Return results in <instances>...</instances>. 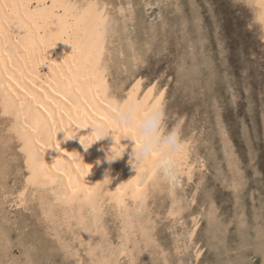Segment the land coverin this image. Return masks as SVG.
I'll use <instances>...</instances> for the list:
<instances>
[{
    "label": "rangeland",
    "instance_id": "374dc122",
    "mask_svg": "<svg viewBox=\"0 0 264 264\" xmlns=\"http://www.w3.org/2000/svg\"><path fill=\"white\" fill-rule=\"evenodd\" d=\"M97 3L106 5L109 12L107 57L111 91L121 97L136 78L143 80L144 87L155 83L157 89L165 88L166 131L179 124L181 135L184 138L190 135L193 140V157L198 151L206 162L204 176L197 170L192 182L178 177L174 191L183 210L175 218L168 215L172 203L170 187L168 192L151 197L146 211L138 213L132 209V218L147 226L154 244L145 241L151 237H143L137 231L133 235L139 245L133 255H120L117 264H263L264 56L260 55H264V41L251 24V12L244 0H100V3L97 0ZM7 119L0 108V264H93L76 236L80 227L77 231V227L65 225L57 232L56 222L40 215L39 195L21 204L18 194L24 189L27 169L20 142L11 139ZM121 163L116 165L117 170ZM127 168L128 163L125 169L129 175L131 171ZM234 182H238L237 189ZM104 209L101 220L104 222L98 223V227L104 223L107 234L101 240L96 232L98 227L93 228L94 241L97 243L98 239L103 248L120 251L124 239L122 217L111 205ZM193 226L197 227L189 238Z\"/></svg>",
    "mask_w": 264,
    "mask_h": 264
},
{
    "label": "bare ground",
    "instance_id": "6f19581e",
    "mask_svg": "<svg viewBox=\"0 0 264 264\" xmlns=\"http://www.w3.org/2000/svg\"><path fill=\"white\" fill-rule=\"evenodd\" d=\"M100 5H98L97 0H0V108L2 115L9 117L8 121H4L10 123L11 139L16 138L20 142V146H18L25 160L24 166L27 169L24 189L20 190L19 194L17 193L21 204H27L28 200H33L39 195L42 204V214L40 215L48 218V220L55 221L57 232L65 225L71 228L77 227V229L75 228L77 231L80 227V232L78 234L75 232V234H77L76 236L81 244L85 246L83 250H86L90 255L93 264H117L120 255L125 253L133 255V250L139 245L136 235H133L134 233L139 231L143 237L150 238L152 236L148 233L147 226H144L140 221L137 224L136 220L132 218V209L134 208L138 213L147 209L151 197H156V194H161L170 187L168 190L171 193L172 203H170L168 215L175 218L183 210L179 206L178 194L174 191L177 189L176 186L178 187L176 182L178 177L184 176L187 179L186 182H192L195 171L196 173L200 171L199 174L204 176L206 162L204 155L198 151L195 152L196 154L194 153L195 157H193V149L195 148L192 147L193 140L189 137L190 135L188 138L181 135L185 144L184 154L179 163L173 164L167 169L157 163L158 155H155L152 161H146L143 165L134 168L131 164L134 162L130 161L134 141L130 137L121 140V143L124 144L121 149L122 158L111 164L105 160V152L100 149L102 147L108 149L111 146L114 142L112 134L98 140L85 150L81 140L88 143V137L85 135L94 130L91 124L104 122L111 126L110 109L115 104L126 101L129 97L142 99L146 104H154L165 112V88L159 89L158 87L157 89L155 83L144 87L143 80L136 78L121 97L111 91L112 85L109 80V72L111 71H109V56L107 57L110 48L107 45V42H109L108 34H110L107 26L109 12L106 5ZM109 5L108 8H110ZM111 29H113V26H111ZM260 56L263 57L264 55ZM166 62L169 63V61ZM139 64L142 65V63ZM49 65H52L51 69ZM113 72L115 71L113 70ZM10 119L11 121H9ZM4 121L2 120V122ZM8 123L6 124L8 125ZM163 131H166L165 126ZM228 145L230 146V144ZM228 145L227 147H229ZM197 148L199 149L198 146ZM124 150H126L125 153ZM5 155H8V153ZM15 159L14 162H17ZM98 160L101 163H97ZM119 163H121L120 171L116 169V165ZM127 163L129 164L127 169L131 171L129 175L125 169ZM120 172L124 174L121 175ZM106 173L108 178H106ZM180 182L182 183L181 180ZM233 187L237 189L239 187L238 182H234ZM177 192H179V189ZM191 201H194V198ZM106 205H111L122 217V236L124 239L122 238L123 243H120L121 247L118 248L120 251H115L110 247L107 249L105 244L106 247L103 248L100 240L97 239V243L94 241L93 228L96 229L98 223L104 222L101 220H103ZM191 205L193 204L191 203ZM112 215L114 216V213ZM144 215L146 216V213ZM158 215L157 213V217ZM133 217L139 216L135 215ZM190 217L193 216L190 215ZM207 218L204 217L205 220ZM194 219L196 218L194 217ZM144 222L146 221L144 220ZM197 223L199 222L196 221ZM106 227L102 223L101 227H98L97 231L95 230L99 233L101 240L107 234ZM196 227L191 229L192 231L188 235L189 238L193 237ZM132 236L135 238L133 237V239ZM139 238L142 239L140 234ZM152 239L151 237L145 241L148 243ZM131 242H133L132 248L130 247ZM107 245L109 246L108 243ZM76 256L78 257L77 254ZM67 258L70 259V257ZM133 259L135 261V258Z\"/></svg>",
    "mask_w": 264,
    "mask_h": 264
},
{
    "label": "clouds",
    "instance_id": "9594fccd",
    "mask_svg": "<svg viewBox=\"0 0 264 264\" xmlns=\"http://www.w3.org/2000/svg\"><path fill=\"white\" fill-rule=\"evenodd\" d=\"M244 3L251 12V24L257 28L258 38L264 41V0H244ZM49 67L51 69L52 65ZM165 119L166 114L160 107L146 104L139 98L129 97L110 109L111 126L104 122L91 124L94 130L85 135L88 137V143L83 140L81 142L87 150L98 140L112 134L114 142L111 146L108 149H100L105 152V160L111 164L122 158L121 149L124 144L121 140L130 137L134 141L130 154L134 168L146 161H152L153 157L158 155L157 163L167 169L179 163L185 151V144L179 124L163 131ZM97 163L101 161L98 160Z\"/></svg>",
    "mask_w": 264,
    "mask_h": 264
}]
</instances>
